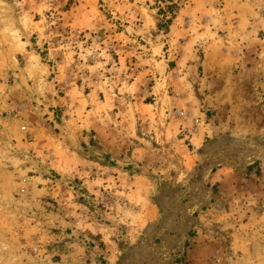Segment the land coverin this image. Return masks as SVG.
I'll use <instances>...</instances> for the list:
<instances>
[{
	"label": "rangeland",
	"instance_id": "rangeland-1",
	"mask_svg": "<svg viewBox=\"0 0 264 264\" xmlns=\"http://www.w3.org/2000/svg\"><path fill=\"white\" fill-rule=\"evenodd\" d=\"M130 1L147 39L125 0H0V264H264V0ZM155 42L213 121H163ZM98 74L143 85L154 147L133 118L68 121Z\"/></svg>",
	"mask_w": 264,
	"mask_h": 264
},
{
	"label": "crops",
	"instance_id": "crops-1",
	"mask_svg": "<svg viewBox=\"0 0 264 264\" xmlns=\"http://www.w3.org/2000/svg\"><path fill=\"white\" fill-rule=\"evenodd\" d=\"M135 2L133 3L130 0H125L126 5L121 8L119 14H123L122 16L125 18V31L129 35H142L141 37L143 39L144 37L145 39H147L149 38V34H147L148 31L146 29H143L141 25L137 26L136 24H134V19L137 15V10L139 8V6L135 4ZM143 17L144 15L142 14V18ZM145 24L146 21L144 22V25ZM98 26V23L92 24L93 29L98 28ZM102 29L109 31L111 30L103 26ZM113 33L114 39L116 40H121L123 42L131 40L129 36H125L126 34H121L117 31ZM155 44L156 45L154 46V48L156 50H159V55L157 56L156 54L150 57L149 55H146L147 58L144 60L147 64L151 66V68H153L157 76H159L161 79L163 78V80L169 84V87L165 89V87L155 86L154 88H152V90L149 89L147 91V94L151 97L153 101H155V106L159 105L158 107L161 106V108L163 109V121L169 122V124L172 123L173 125H177L179 127L178 130L182 126H190L188 123L186 125L185 121H195V119L197 121H201L202 123L203 121H213L209 120V109L208 111L205 109L206 105L204 104V101L200 98L198 99L197 97L195 98L194 96H192L194 94L192 91V82L187 79H185L187 84H183V82H181L185 78L183 72L186 69L184 71H181L179 67L183 64L184 58H179L175 56L176 51H174V48L170 49V51L166 50L164 52V49L161 48L159 44H157L156 42ZM173 62H175V68L171 67V65L173 66ZM178 71L179 73H175V75H173L174 72ZM102 75L106 77V82L104 81V79H102ZM102 75L98 74V78H101V80L88 79V82L84 81L83 83L79 84V87H77L78 93H80L83 88H86L85 86L89 88V93L84 97V107L79 105L78 107H76V109L83 108L87 113H82L81 118H79L80 115L76 116L75 113H72L73 116L68 121H96L90 126V129H86L96 132L97 126H99L97 121H130L128 119L133 118L135 121H138L139 126H142V129L145 131V133H147L145 128H147L148 126L149 131L151 132V136L146 134L148 138H146L145 141H147L150 145H152V147H154L156 141L154 137L155 134H153V132L156 129V121L153 120L152 111L150 109V107H154V105L147 103L146 92L141 88V86L143 85L136 87L132 86L134 84H131L128 85L127 88H125V83L121 84V81H119L120 85H116L117 81L113 78V76L108 78L105 74ZM174 76H176V80L173 79ZM173 80L175 81L174 84L171 83L173 82ZM73 96L78 101V96ZM103 98L105 100H103ZM57 104H60V102L57 103V100L53 99L51 106H56ZM204 109L205 111H203ZM177 111H183V115H178ZM186 111L191 113L192 116H186ZM110 114L112 119L106 118L105 115L109 116ZM194 115L197 117L194 118ZM87 118L91 119L86 120ZM210 125L211 124L206 125V128H208V126L211 127ZM203 128L205 129V124H203ZM78 141H80V139ZM182 141L184 142V144L186 143L184 139ZM62 142L63 144L66 142V144L69 145V137L66 136ZM81 142L87 144L90 147L89 149L91 150V152L86 153L87 156H89V160H95L100 153V142H96V145H91L90 137L82 138ZM157 146H160V144L157 143ZM159 150L162 151V148L159 147ZM113 151H117L116 146H114ZM134 152L140 153L141 151L135 148L128 149L125 152V155L134 158L136 157V154H134ZM100 156L102 157L103 154L100 153ZM118 172L121 173L122 170L120 171L119 168Z\"/></svg>",
	"mask_w": 264,
	"mask_h": 264
},
{
	"label": "built area",
	"instance_id": "built-area-1",
	"mask_svg": "<svg viewBox=\"0 0 264 264\" xmlns=\"http://www.w3.org/2000/svg\"><path fill=\"white\" fill-rule=\"evenodd\" d=\"M76 35H78V37H83V38H85V35H84V33L83 32H78V33H76ZM177 114L178 115H183V111H177ZM186 116H188V117H191L192 116V114L191 113H188V114H186ZM195 121H197L196 119H195ZM195 131H197V129H193L192 131H182V133H181V135L183 136V138H184V140L185 141H188V142H191L192 141V136H193V133L195 132ZM34 251L36 252L37 251V249L35 248L34 249Z\"/></svg>",
	"mask_w": 264,
	"mask_h": 264
}]
</instances>
